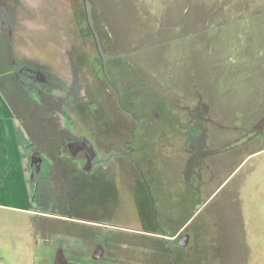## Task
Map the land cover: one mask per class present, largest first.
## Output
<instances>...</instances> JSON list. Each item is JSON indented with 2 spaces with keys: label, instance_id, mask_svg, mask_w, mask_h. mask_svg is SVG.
<instances>
[{
  "label": "rangeland",
  "instance_id": "rangeland-1",
  "mask_svg": "<svg viewBox=\"0 0 264 264\" xmlns=\"http://www.w3.org/2000/svg\"><path fill=\"white\" fill-rule=\"evenodd\" d=\"M17 1L21 11L14 44L10 49L0 37V60L13 50L20 59L52 69L51 60L67 63L71 43L77 44L87 57L83 73L103 88V104L115 126L109 138L121 151L141 121L134 157L159 200L155 221L164 228V243L120 235L114 240L121 244L115 248L117 263L264 264V0H88L90 24L108 74L136 117L118 109L117 96L100 80L83 0ZM15 2L2 0L7 6ZM9 38L6 34V42ZM12 68L11 79L23 74L22 67ZM3 87L0 78L7 104ZM199 113L217 152L211 168L204 164V184L194 183L200 187L197 193L186 185V178L195 173V161L189 160L187 148L192 147L185 125ZM32 129L35 133L38 128ZM100 142L105 145L106 137ZM222 143L227 144L223 152L218 148ZM119 166V215L104 209L97 213L86 198L73 204L70 198L48 197L40 205L60 208L63 216H110L119 226L137 225L138 214L152 207L147 187L137 184V195L145 196L150 206H135L130 191L140 173L127 155ZM149 214L154 222L152 208ZM70 220L0 209V264H37L48 251L45 238L34 237L35 228L82 231L80 223ZM183 233L191 235L186 247L178 241ZM142 242L152 251L129 247Z\"/></svg>",
  "mask_w": 264,
  "mask_h": 264
},
{
  "label": "flooded vegetation",
  "instance_id": "flooded-vegetation-1",
  "mask_svg": "<svg viewBox=\"0 0 264 264\" xmlns=\"http://www.w3.org/2000/svg\"><path fill=\"white\" fill-rule=\"evenodd\" d=\"M19 11L21 8L17 0L12 6H7L0 0V37H5L1 42L3 40L7 43L10 49L14 44L13 32L18 26ZM6 34L10 36V42H6ZM97 42L95 40L100 66L99 75L102 77L100 80L106 81L107 85H110L107 91L117 96L118 109H123L136 117L125 107L122 92L111 80L106 65L107 59L100 42ZM76 45L71 43L73 51L69 53L67 63H59L57 57L51 60L49 64L52 69L27 58L20 59L11 50L7 57L0 60V78L4 85L2 89L15 115L18 113V121L24 129L20 130L22 158L32 194V204L37 215L54 221L74 219L83 226L80 232L62 230L55 232L51 227L41 229L36 227L34 237L45 238L48 244H46L48 252L38 258L37 264H119L117 263L119 255L115 248L121 244L114 240L120 235H130L134 239H141L140 241L159 240L164 243V228L160 226V222L155 221L159 217L155 209L159 200L157 201V197L151 191L152 187L145 170L134 157L136 132L141 121L134 128L131 140L124 142L125 151H121L115 139L112 138L111 141L109 138L115 126L108 118L107 108L103 104V88L99 87L97 81L92 82L87 74L83 73L82 65L87 57ZM15 65L22 67L23 74H17L12 80L10 75L14 73L12 67ZM66 70L69 74L65 73ZM194 116L191 123L185 125L187 133L190 134L189 144L192 147L187 148L189 160L195 161H193L195 173L192 178H186V185L188 191L193 189L200 193V187L194 183L197 181L201 186L204 184L202 179L204 164L207 163L211 168L210 160L217 152V146L207 140V137H210L209 128L204 123L201 113ZM155 122L152 121V124ZM32 125L38 128L35 133ZM104 135L107 142L101 146L100 139L105 138ZM220 145L218 148L223 152L222 149L227 144ZM125 155L133 160L140 173V179L130 191L133 202L135 206L136 204L140 207L150 206L145 196L137 195V184L142 187L140 184L142 182L147 187L152 205L150 210L152 208L154 211V222L152 214H149L150 210L138 214L137 225L122 227L114 220H109L110 216L68 217L61 215L60 208L40 205L42 198L48 197L66 200L70 198L69 202L73 204L85 202L86 198L90 199L89 206L97 213L104 209L109 210L111 216L115 213L119 215L118 208L116 212L122 197V174L119 164ZM187 234L189 233H183L178 240L179 243ZM143 244L142 242L128 246L133 251L145 253L152 251Z\"/></svg>",
  "mask_w": 264,
  "mask_h": 264
},
{
  "label": "crops",
  "instance_id": "crops-1",
  "mask_svg": "<svg viewBox=\"0 0 264 264\" xmlns=\"http://www.w3.org/2000/svg\"><path fill=\"white\" fill-rule=\"evenodd\" d=\"M0 209L37 215L22 158L18 119L0 94Z\"/></svg>",
  "mask_w": 264,
  "mask_h": 264
},
{
  "label": "water",
  "instance_id": "water-1",
  "mask_svg": "<svg viewBox=\"0 0 264 264\" xmlns=\"http://www.w3.org/2000/svg\"><path fill=\"white\" fill-rule=\"evenodd\" d=\"M84 1V6H85V13H86V17H87V21H88V24L91 28V31L94 35V38L96 40V42L98 41L92 27H91V24H90V19H89V7H88V3H87V0H83ZM98 43V42H97ZM156 117L158 118L159 117V114H156ZM190 238H191V235L190 234H187L185 235L181 240H180V244L183 246V247H186L188 244H189V241H190Z\"/></svg>",
  "mask_w": 264,
  "mask_h": 264
},
{
  "label": "trees",
  "instance_id": "trees-1",
  "mask_svg": "<svg viewBox=\"0 0 264 264\" xmlns=\"http://www.w3.org/2000/svg\"><path fill=\"white\" fill-rule=\"evenodd\" d=\"M0 105H1V103H0ZM1 109V108H0Z\"/></svg>",
  "mask_w": 264,
  "mask_h": 264
}]
</instances>
